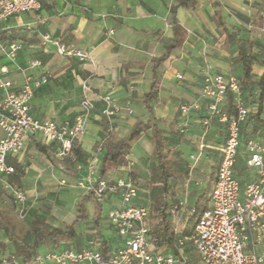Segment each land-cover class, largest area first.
Here are the masks:
<instances>
[{
	"label": "crops",
	"instance_id": "1",
	"mask_svg": "<svg viewBox=\"0 0 264 264\" xmlns=\"http://www.w3.org/2000/svg\"><path fill=\"white\" fill-rule=\"evenodd\" d=\"M37 1L38 9L10 16L0 24V43L15 42L21 46L13 61L0 52V105L6 97L2 84L10 83L7 92L15 93L26 78L45 77L46 83L34 90L30 102V114L36 120L72 121L81 111L84 85L94 93L108 94L119 111L109 123L102 114V102L95 100L84 134L74 142L71 158H56L55 145L45 144L38 134L27 137L24 150L8 158L16 170L10 182L26 192L32 209L25 220L19 221L13 200L0 189V263L14 255V243L33 239L36 228L41 227L37 221L56 227L75 220L80 198L75 183L84 172L77 173L76 166L85 169L94 155L102 178L126 179L136 186L134 204L148 207L150 220L154 199L168 203V215L174 206L182 205L176 224L183 230L185 217L193 214L191 208L203 203L200 196L209 200L207 193L215 182L227 132L219 116H210L211 100L200 95L203 78L212 74L235 76L251 109L241 127V138H259L264 129V84L259 85L264 73V0H195L191 8H178L176 20L184 37L169 52L160 38H173L168 18L176 0ZM43 34L49 35L48 42L42 40ZM59 45L76 48L89 58L80 61L59 55ZM240 51L253 58L249 87L241 82ZM164 56L157 69L151 128L131 144L122 165L107 163L105 174L101 175L105 136L124 138L136 123L149 120L143 98L150 92L155 60ZM32 61L40 65L29 68ZM194 101H198L199 108L189 114L185 131L180 133L179 106ZM221 110L226 114V102ZM205 119L208 124L203 123ZM155 130L176 162L168 169L171 177L161 176L169 177L174 199H170L171 190L169 194L160 193V184L150 182L152 174L160 179L153 155ZM246 159L241 148L235 163L241 185L255 177L254 171L246 167ZM89 202L94 201L86 202V217L77 223L75 237L60 236L56 245L45 243L37 254L68 248L81 250L96 238L110 248L116 246L118 240L110 230L106 213L119 204L118 197L109 196L101 204L94 202L96 209L91 213ZM97 208L100 216L96 225ZM169 220L173 222L170 215Z\"/></svg>",
	"mask_w": 264,
	"mask_h": 264
},
{
	"label": "built area",
	"instance_id": "2",
	"mask_svg": "<svg viewBox=\"0 0 264 264\" xmlns=\"http://www.w3.org/2000/svg\"><path fill=\"white\" fill-rule=\"evenodd\" d=\"M38 8L37 0H0V24L10 16ZM42 40L48 42L49 35L43 34ZM20 49L21 46L15 42L0 43V52L11 61ZM57 53L80 61L89 58L88 54L73 47L59 45ZM39 65V62L32 61L29 68ZM44 83L45 77L26 78L15 93L7 92L10 83L1 85L6 97L0 105V189L8 192L20 220L28 216L32 204L28 203L26 192L10 182L16 170L8 163V158L24 150L25 139L38 134L45 144L55 145L56 158L68 159L72 156L74 142L84 134L95 108V100L102 102V114L109 123L119 111L118 105L108 94L94 93L84 85L86 94L81 101V111L72 121L55 123L36 120L30 114V102L34 90ZM200 95L211 100L210 116H219V120L226 124L227 132L207 207L198 217L191 236L177 239L175 251L155 248L156 239H150L149 235L150 210L134 204L138 194L136 186L126 179L108 181L102 178L98 173L97 155H94L87 161L85 169L82 165L76 166L77 173L84 172L76 178L75 187L84 194H92L98 204L109 196L118 197L119 204L106 213L110 230L118 240L116 246L102 253V242L96 238L81 250L46 251L36 254L28 262H18L11 256L2 264H185L188 246L199 264H264V129L259 138H241V127L248 120L251 109L245 102L243 87L235 76L206 75L202 80ZM228 97L232 98L235 108L232 116H227L221 110ZM198 108V101L179 106L180 133L185 131L189 114ZM203 123L208 124V120H203ZM241 148L247 154L246 167L255 173L254 179L244 185L240 184L235 170ZM190 159H194V156ZM181 207L174 206L169 211L176 234L180 233L176 222ZM194 211L195 208H191V212Z\"/></svg>",
	"mask_w": 264,
	"mask_h": 264
},
{
	"label": "trees",
	"instance_id": "3",
	"mask_svg": "<svg viewBox=\"0 0 264 264\" xmlns=\"http://www.w3.org/2000/svg\"><path fill=\"white\" fill-rule=\"evenodd\" d=\"M195 4V0H176L170 8V16L168 18V24L173 31V38H160V42L164 45L167 52L171 49L180 45L184 37V31L178 25L176 20V12L180 7L191 8ZM239 62L241 63L242 70V84L246 87L251 85V63L253 58L247 55L246 52L240 51L238 54ZM164 57L158 58L155 60V66L153 68V82L150 88V92L146 94L143 98V104L149 112V120L146 122H138L130 130L129 134L124 138H114L110 135L105 136L103 141L104 156L102 159V164L100 166L101 175L105 174L106 164L110 163L112 165L118 166L122 165L124 162L123 157L128 153L130 146L133 142L138 140L142 135H144L148 129L151 128V123L153 121L152 116V105L156 102L157 96V87H158V73L157 69L160 63L163 61ZM264 84V73L261 76L259 85L263 86ZM226 114L227 116H232L235 114V108L231 97H228L226 100ZM154 139V159L156 160V170L160 172V179H156V176L152 174L150 182L158 183L159 192L169 194L171 186L168 185V178L172 176L169 173L168 169L175 166L176 162L171 158L172 152L169 149L165 148V142L162 140L160 133L155 130L153 131ZM182 169V168H181ZM165 179H162L164 176ZM162 176V177H161ZM211 192V191H210ZM210 192L207 193L210 196ZM170 199H174V191L171 190ZM203 200V203H197L195 206V211L192 216L189 218L187 224L183 230L176 234L173 230L172 223L169 220V215L167 210L169 208L168 203H165L161 198L154 199L152 205V215H151V231L149 233L150 239H156L155 248L162 250H171L175 251L176 241L180 238H189L193 232L195 223L202 213V211L207 207L208 197L200 196ZM94 201L92 194H86L79 198V201L76 205L77 215L75 220L71 224H61L56 227L46 226L43 221H37V224H40V228H36L35 235L32 240H21L19 244L14 243L15 253L13 257H18L21 259V262H28L34 258L37 254L38 249L43 246L45 243L56 245L57 238L60 236H65L67 238H74L76 235V225L79 221H83L86 217V202ZM95 202V201H94ZM96 203V202H95ZM98 204V203H96ZM100 216V209L97 208L96 212V225ZM36 227H39L37 225ZM0 248H3V245L0 244ZM109 247L106 242H103L100 251L105 253ZM186 253L188 254V259L185 264H199L198 259L193 253L191 247L186 248Z\"/></svg>",
	"mask_w": 264,
	"mask_h": 264
},
{
	"label": "rangeland",
	"instance_id": "4",
	"mask_svg": "<svg viewBox=\"0 0 264 264\" xmlns=\"http://www.w3.org/2000/svg\"><path fill=\"white\" fill-rule=\"evenodd\" d=\"M78 190V189H77ZM76 194L77 195H80V197L82 196V195H84V193L81 191V190H78V191H76ZM93 209H96V204L94 203V202H89V211H90V213L91 212H93ZM189 218H190V216H187V217H185V220H184V222H183V227L187 224V222H188V220H189ZM25 220V219H24ZM19 221H23V220H20L19 219ZM17 230V229H16ZM24 230V229H23ZM150 231H151V222H150ZM182 231V228L180 227V229L178 228V232H181ZM29 232V231H28ZM160 251L162 250V249H159ZM10 258V256H7L6 258H5V260H7V259H9ZM0 264H2V262L0 263Z\"/></svg>",
	"mask_w": 264,
	"mask_h": 264
}]
</instances>
